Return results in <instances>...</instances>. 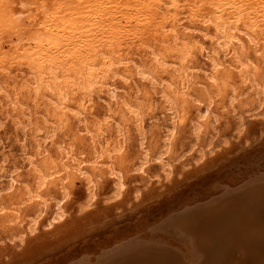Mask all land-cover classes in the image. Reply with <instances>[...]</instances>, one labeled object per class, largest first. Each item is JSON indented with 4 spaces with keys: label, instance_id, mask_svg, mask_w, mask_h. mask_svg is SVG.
<instances>
[{
    "label": "rangeland",
    "instance_id": "1",
    "mask_svg": "<svg viewBox=\"0 0 264 264\" xmlns=\"http://www.w3.org/2000/svg\"><path fill=\"white\" fill-rule=\"evenodd\" d=\"M212 1L214 5L220 6L221 2L231 0H217L218 3L214 0H0V162L5 160L4 164L7 165L4 176L0 175V264H172L173 262L175 264L209 262V264H264V185H262L264 184V102L261 107L254 102L244 105V98L250 97L254 89L250 87L245 91L241 90V85L244 84L238 83L235 70L226 67L228 58L224 63L223 71L228 70L227 72L231 73V83L239 90V102L235 108L232 109L226 103V91L221 94L222 96H215L209 107V115L205 116L208 124L199 135L198 146L192 149L195 138L191 124L195 112L196 109L199 114L204 112L206 98L211 92V86L196 71L189 83V91L199 102L186 99L178 103V107L183 109L184 116L170 142L169 151L162 156L163 160L170 164V173L165 174L157 156L159 150L163 149V134L168 122L167 120L165 122V114H162L166 113L163 103L156 95L154 97L157 99L156 108L145 115L142 128L139 131L132 128L125 134V147L122 151L124 162L118 165L123 173L124 185L121 187L122 192H118L117 195L115 184L112 177L106 173L105 166L96 165L92 161L90 163L91 147L94 139L95 141L99 139L97 130L96 133L93 132L95 137L91 139L84 131L77 130L76 124L70 123L65 128L66 132L62 130L55 139L48 141L47 151L42 156H36L34 152L32 153L30 141L26 140L24 147L21 146V142L16 141L14 133L10 131L9 121L2 117L5 97L15 92L26 97V91L29 90L28 79L35 71L37 72L36 63L32 62L33 67L30 70L28 64L30 59L21 58V55L27 50L26 48H30L31 51L35 48L31 39L40 38L39 24L58 23L61 28L65 27L64 29L71 31L73 35H80L83 32L87 34L89 32V35L95 33L99 43H102L105 37L115 35L117 41L114 43V48H116L111 47L114 51L125 59L143 63L151 68L154 75L161 74L176 83L175 74L170 70L155 69L150 61V52L154 50L170 61L175 51L180 50L185 42L197 39L205 49H208L210 39L206 37L203 41L199 36L200 32L193 30L195 28L193 25L185 24L188 26L187 29L174 27L179 40L177 39L173 44L172 41L162 37L167 32L162 33L160 30L163 29L159 30L158 27L164 19L168 21L167 26H170L169 21L172 22L173 17H176L181 24L186 23L190 18V8L194 5L203 9L204 15L205 12L211 15L210 13L217 10L208 3ZM157 2L160 9L156 6ZM247 3L261 6L264 0H248ZM227 7L228 4L223 6V8ZM4 9L10 14L7 15L6 20V17L4 18L6 15L1 14L5 13ZM20 10L23 12L20 13ZM14 13L22 16L16 15L17 18ZM9 18L11 25H7L9 22L5 24ZM261 28L262 31L259 30L261 33L258 31L260 34L258 41L261 39L257 46L259 51L254 53L246 42L243 48L245 55L257 65L259 74L264 72V26ZM101 39L102 41H99ZM27 42L30 43L28 46ZM14 47L23 49L19 48L15 51ZM62 48L69 49L66 46ZM99 48V52L108 51L104 47V49ZM99 52L85 50L82 62L98 60L101 56ZM55 54L62 55L59 52ZM66 56L70 57L71 54L63 57ZM60 57L51 61L48 71L44 67L46 64L42 66V70L45 73L55 71L60 75L57 81L62 84L66 74L65 78L69 76L73 78L83 65L79 63L77 57H73L69 63H62L65 59ZM59 59L62 61L60 62ZM202 60L203 57H200L195 65L191 63V66L199 68L203 65ZM191 61H194V57ZM66 68L72 70L68 73ZM73 70L74 72L76 70V74L72 72ZM124 74L126 77L124 80L119 81L116 78L117 81L114 82L117 94L134 96L138 88L145 93L146 99L153 97L149 94L151 93L149 85L141 82L129 66ZM226 88L228 87L225 86L224 89ZM73 98L76 102L79 101L77 94ZM107 103H110L111 112L117 119L118 113L113 100L105 93H101L100 98H94L90 106L95 119L103 116ZM43 107L44 105H41L39 108ZM91 122L89 125L93 127L91 124L94 122ZM113 131L110 127L106 131L107 135L114 137ZM137 132H140L143 142L142 140L138 142L140 137ZM60 145H68L65 157H62ZM142 148L143 151L148 152L143 173L132 171L131 168L138 165ZM67 150L69 154L74 153L73 155L77 157L82 155L85 163L81 166L86 167L85 174L90 173L95 178V197L89 202L90 204L85 203L84 173L81 179L80 173L68 162ZM25 153L28 155H23ZM60 155H62L61 161ZM40 160H44L47 166H55L56 169L51 170L50 176L41 179V181L45 180L43 186L35 188L38 183L34 178L36 173L33 167L35 165L38 167ZM8 174L13 175L14 181L11 187L8 186L7 180L11 179V175ZM61 183L65 185L64 194L60 193ZM27 190H30L29 197L26 196L27 194L24 195ZM35 193H39L40 197L33 198L32 195ZM228 195H231V200ZM37 200L44 202L37 205ZM58 204L62 208V215L53 218ZM217 206L223 207L217 209ZM39 208L43 210L41 215L37 217L32 228H27V222L32 217L30 215L34 216ZM191 214L195 218L190 217ZM194 225L198 228H193ZM182 228L187 231L184 232ZM202 233L203 235L200 236ZM105 251L108 253L106 254ZM167 251L171 253L170 256ZM164 255L173 262L169 263Z\"/></svg>",
    "mask_w": 264,
    "mask_h": 264
},
{
    "label": "bare ground",
    "instance_id": "2",
    "mask_svg": "<svg viewBox=\"0 0 264 264\" xmlns=\"http://www.w3.org/2000/svg\"><path fill=\"white\" fill-rule=\"evenodd\" d=\"M32 1H34V0H32ZM214 1H215V3H218V2H216L217 0H214ZM221 1H224V0H221ZM247 1L248 0H231L228 2H224V3L221 2L220 6H218L217 4L214 5L213 1L208 2L209 4L211 3L212 6H214L215 10L217 9L216 11L210 13L211 15H209V14L207 15L206 12L204 15L203 9L199 8V6L197 7L196 5H194L190 8V18L186 20V23L185 22L182 24L179 23V20L176 19V17L172 18V22L169 21V23H171V24H169L170 26H167L166 23L168 21L166 19H164L161 23L158 22V23H160V25H159L160 27H158L159 30L161 28V29H163V30H160L162 33L167 32V33H165L166 35H164L162 37H165V39L167 38L168 40L172 41L173 44H175L176 40L178 39L177 31L174 30V27H176V28L180 27L182 30L187 29L188 26H185V24L193 25L195 27V28H193V30L200 32L199 36L202 40L205 39L206 37L210 39V46L208 49H205L203 44L200 42V40H197V39H193V40L191 39V41L185 42L183 44V46L180 48V50L175 51V55L173 56L172 60H170V61L167 60L166 58L162 57L158 52H155L154 50L153 51L150 50L151 52L149 55H151V57H150L151 64L154 65L155 69H159L162 71L167 69V70H170L172 72V74L174 73L176 83H174L173 80H171V79L164 78L161 74L154 75L151 68L146 67L143 63L135 62L133 59H131V60L125 59L122 55H120L116 51H114V49L116 48V47L114 48V43L117 41V37L115 35H109V36L105 37V39H104V37H102L104 40L102 43H99L98 39H96L97 35H94L95 33L89 35V32H88V34L86 32H83L80 35L79 34L73 35L71 31L65 30L64 29L65 27L61 28L58 23H56V24H52V23L51 24H39L40 25L39 28L41 30V32L39 34L40 38H38V39L33 38L34 40L31 39L32 41H34L32 43V45L35 48L33 47L34 49L32 51L29 50L30 48H26L27 50L25 52H22L24 54H22V55L20 54L21 58H25L26 60L28 58L30 59V62L28 63L30 65V68H29L30 70L32 69L31 67H33L31 65L32 62L36 63L35 68H37L36 69L37 72L35 71V73H33L31 75V77L28 79L29 90L26 91L27 93L25 92L26 97H24L23 95H20L18 92L10 93L9 95H7L5 97L6 100H5V105H3L4 107L2 109V114H3L2 117L6 118L9 121L10 131H12L14 133L15 139H17L16 141L21 142V146L24 147L26 140L30 141V143L32 144V153L34 152V155H36V156H39V155L42 156L45 153V151H47L48 141H52L53 139H55V137H57V135L62 130H65V128L70 123L76 124L77 130L84 131L86 134H88V137L91 139H93L95 137L93 132L95 131V133H96V130H97V133L99 135L98 136L99 139H98V141H95V139H94V143L91 147L92 155L90 158L91 159L90 163L94 162V163H96V165H100V166L104 165L105 166L104 168L106 169V173L112 177V180L115 184L114 189H115V193L117 195L118 192L121 191V187L124 185L123 173L121 172L122 170L120 171L118 165H120L119 163L124 162V160L122 159V151L125 147V137H126L125 134L127 133L128 130H130L132 128H135L137 131H139V129L142 128L141 125H142V122H143L145 115L148 114L149 111H152L153 109L156 108V100L157 99H155L154 97L156 95H158V99H159V101H161L163 103V108L166 111V113H162V114H165V118H166L165 122L167 120L168 123L166 124L167 126H165V130H164V134H163V142L161 141L163 143V145H162L163 149L159 150L157 158L159 160V163H161V168H162L163 172H165V174H169L170 173V166H169L170 164L168 163V161H166V160L164 161L162 156L169 151L170 142L173 139V137L175 136V134L177 133L178 127H179V125H181V120L183 119V116H184L183 109L178 107L179 101L187 99L190 101L199 102V100L196 97H193V95H191V93L189 91V87H190L189 83H190L191 79L194 77V74L196 73V71L199 72L206 79L207 83L211 86V92H209V95L206 98L204 112H202V114H199V111L196 109V112L194 115V121L191 124L193 137L195 138V142L192 144V147H191L192 149H194V147L198 146L199 135L203 132V129L205 128L206 124H208V119L205 118V116H207V114L209 115V107L213 101V98L215 96H220L221 94L224 93V91H226V93H227L226 94V96H227V100H226L227 102L226 103H228V106H231V108L233 109V108H235V106L239 102L238 101L239 100L238 99V97H239L238 91L239 90L231 83V80H230L231 73L227 72L228 70L223 71L224 63L227 61V58H228V62H227L228 66H226V67L234 69L236 72V76L238 77V79H237L238 83L244 84V85H241V90L245 91L247 88H250V87H253V89H254L253 93L251 94L250 97L244 96L245 97L244 98V105H250L254 102V103L258 104V107H261L262 103L264 102V72L259 74V71L257 70V65L255 63H253L254 61H252L248 56L245 55L244 50H243L244 43L246 42L247 45L249 46L250 50L252 49V51L254 53L259 51L257 49L258 48L257 46H258V43L261 39L258 41V39H259L258 36L260 35L258 33V31L260 29L262 31L261 27L264 26V24L261 25V23H264L263 22L264 16H262V15H264V4L261 6H254L252 3L248 4ZM159 2H157V5H156L158 9H160L159 8ZM226 4H228L229 7L223 8V6ZM2 7H4V5ZM205 7H206V5H205ZM12 9H14V8H12ZM9 10H10V8H9ZM20 11H21L20 13L23 12L22 10H20ZM10 12H11V10H10ZM6 13H7L6 10H5V13L4 12L1 13L3 16H4V14L6 15V16H4V18L6 17L5 20L8 19L7 15L9 14V13H7V14ZM259 13H261V15H259ZM14 15L16 16L19 14L14 13ZM20 15L22 16V14H20ZM3 16H1V17L3 18ZM15 16L14 17L11 16V18H15ZM201 16H204V17L200 19L199 17H201ZM258 16H261V17H258ZM16 17L18 18V16H16ZM2 18H1V20H3ZM11 18H9V20L5 21V24H6V22L11 21ZM244 19H246V20L244 21ZM15 20H17V19H15ZM7 25H11L10 22ZM99 41H102V39ZM164 41H167V40H164ZM29 42H30V40H29ZM28 44H30V43L27 42V46H28ZM65 46L69 47V49L67 50L65 48L66 50H64L62 47H65ZM97 47L98 48L104 47L105 50H108V51H106L105 53H102V51L99 52ZM111 47H113L114 49ZM19 48L23 49L22 47H14V50L17 51V49H19ZM102 48H99V49H102ZM72 49H73V51H71ZM85 50L93 52V53L99 52L100 53L99 56L100 55L101 56L96 61L92 60V61H83L82 62V60H83L82 55L85 52ZM117 51H118V49H117ZM56 52H59L62 55H57V56H56V54L54 55V53H56ZM67 54L68 55L71 54V56L70 57H67V56L63 57ZM79 55L81 57H79ZM58 56H61L60 57L61 59L62 58L65 59L63 61L61 60L62 63H65V62L69 63L72 61L73 57H75V58L77 57V60L79 61V63H81L83 65L82 67H80L83 70L81 69L79 72H77V75H74L73 78L71 76H69L70 78L69 77L65 78V77H67L66 76L67 74L64 76V74L61 73L64 76L65 80L62 84H59V82L57 81L58 77L60 76L59 74L57 75V73H55V71H53V70L51 72L49 71L46 73H45V71L42 70L43 69L42 66L44 64H46V66H44V67L48 71L49 67H51L50 64H52L51 61ZM193 57H194V61H191V60H193ZM200 57L201 58L203 57V60H202L203 65L200 66L199 68L191 66V63H193L195 65V62H197ZM59 61H60V59H59ZM53 62L55 63L56 61H53ZM57 64H59V62ZM81 64H80V66H81ZM62 65H66V64H62ZM204 65L206 66V68H204ZM128 66L132 69L135 76L138 77L141 82H146L145 84L149 85V88H151V93H149V94L153 96L151 99H149V100L146 99L145 93H143L137 87H136L137 89L135 90L134 96H128L127 94L119 95L116 93V90H115L116 87L114 85V82L117 81L116 78L119 81L124 80V78H126L124 76L125 75L124 71L127 69ZM67 68H70V67H67ZM71 68H73V67H71ZM78 69H79V67H78ZM30 70H29V72H31ZM62 70H60V71H62ZM69 70H72V69H67V72ZM72 72H74V70ZM72 72H71V74H72ZM219 73H223V74L219 76L218 75ZM74 74H76V70H75ZM225 86L228 88L224 89ZM101 93H103V94L105 93L109 98H111L113 100V103L115 105V109L117 110V113H118L117 119L115 116H113V113L111 112L112 108H111L110 103H107L106 112L103 114V116L101 118L95 119L93 117V114L91 113V110H90V106L93 103L94 98H100ZM76 94L79 96L78 102H76V100L73 98L74 95L76 97ZM29 97H31V98H29ZM223 100H225V99H223ZM41 105H44V107L40 109L39 107ZM157 105H158V103H157ZM242 109H240V112H242ZM107 112H109V113H107ZM258 112H256V113H258ZM185 113H187V112H185ZM91 120H92V122H91ZM90 122L91 123L94 122L93 124H91V125H93V127H91L89 125ZM110 127L114 130L113 131L114 137L107 135L106 131L109 130ZM64 132H66V130ZM226 134L227 133H225V135ZM143 136L145 138V135H143ZM139 137L138 138L140 140H138V142L139 141L141 142V140L143 142V137L141 136V134H139ZM142 144L143 143H140V145H142ZM68 145L70 146V144H68ZM68 145H64V146L60 145L62 148L61 154H63V156L60 155L59 159L62 157H65L64 155L67 154L65 150H66ZM138 148H139V146H138ZM26 149H27V147H26ZM143 149L144 148H142V151H143ZM18 150H19V148H18ZM24 151H26V150L24 149ZM26 154L28 155V153H25L23 155H26ZM73 154H71V153L69 154V151H68V155L66 157L69 156L68 162L72 166L75 167V169L78 173H80L81 176L79 175V177H81V179H83L82 174L84 173L83 176H84V180L86 181V182L84 181L85 182L84 183L85 190H86L85 203L87 204L90 201H92L93 197H95L96 181H95V178H93L94 176L92 177L90 175V173L85 174V173H87V171L85 170L86 167L81 166L82 164L85 163V162H83V160H84L83 156L81 155V157L80 156L77 157ZM21 156H22V154H21ZM37 159L39 160V158H37ZM147 159H148V152H147V150H144L141 153L140 160L138 159L139 160L138 165L134 166V168H131L132 171H141L143 173V168H144L145 164L147 163ZM44 160H40L41 162H40V164L38 163V167L36 165L33 167V169L36 173V177H34V178L37 180V183H38V186L35 188H38L39 186H43L42 184L45 180L41 181V179L44 177H47L48 175L50 176L51 170L53 171L54 169H56L55 166H53V165L47 166L46 162ZM4 161L5 160H1V162H0V175H2V176H4V173H6L5 171H7L6 170L7 165L4 164ZM60 161H61V159H60ZM50 163H48V164H50ZM9 166H11V165H9ZM65 166L66 165H64V167ZM64 169H66V168H64ZM87 169H88V167H87ZM57 171H60V170H57ZM77 172H75V173H77ZM78 173L76 174V176H78ZM11 174H8V175H11ZM12 177H13V175H11V179L8 178L9 180H7V181H9L8 186H10V187L13 186L14 180L12 179ZM36 180H35V182H36ZM262 185H264V184L262 183ZM64 186L65 185L64 184L62 185V183H61V186H60V188L62 189L61 190L62 192H60L61 194H64V192H65ZM24 195L29 197L30 196V190H27L26 193H24ZM231 195H232V193H231ZM231 195H228V196H230V200L232 198ZM26 196H25V198H26ZM32 196H33V198L40 197L39 193H35ZM232 196H235V195H232ZM253 197H254V195H253ZM61 199H62V197H61ZM259 201H261V200L259 199ZM42 202H44V201L41 200V201H38L36 203H37V205H39ZM229 206H230V204L228 205V207ZM219 207L221 208L223 206H217V209ZM259 207H260V205H259ZM61 209L62 208L60 207L59 204L56 205V209L54 210V215L52 217L54 218L56 215H62ZM214 209H216V207ZM211 210H212V208H211ZM42 211H43L42 208H39L34 213V216L30 215L32 217L27 222V228L30 229V228H32V226H34V224L37 221L36 220L37 217L39 215H41ZM201 212H203V211H201ZM250 212H252V211H250ZM250 212H248V213H250ZM197 213H199V212H197ZM191 215H190V217H193V215L192 216ZM204 217H202V218H204ZM193 218H195V217H193ZM189 219L191 220V218H189ZM21 220L24 221L23 219H21ZM190 220L189 221L187 220V222H190ZM196 220H200V219H196ZM244 220H245V218H244ZM249 220H250V218H249ZM163 222H165V221H163ZM168 222H169V220H168ZM192 222H191V224H193ZM196 224H198V223H196ZM200 224H202V223H200ZM174 225L175 224H173V226ZM194 226L195 227H193V228H196V229L198 228V227H196V225H194ZM169 227H170V225H169ZM181 227H179L180 230H181ZM200 227H202V226L200 225ZM158 228H159V226H158ZM160 228H161V225H160ZM184 228L187 229L186 227H184ZM202 228H204V227H202ZM202 228H201V231H202ZM182 230L184 232L187 231V230H184L183 228H182ZM201 231H197V232L200 233ZM188 233L190 234V232H188ZM203 233H204V230H203ZM203 233L200 234V236H202ZM225 235H227V234H225ZM179 237H181V236H179ZM200 238H202V237H200ZM157 239H159V237ZM153 241H155V239ZM202 241H204V240H202ZM135 242H137V241H135ZM166 242H169V241H166ZM210 242L211 241H209V243ZM202 243H204V242H202ZM215 243H217V242H215ZM127 244H128V242H127ZM131 244L132 243H130V245ZM165 244H167V243H165ZM110 251H112V248L110 249ZM179 251L181 252V250H179ZM203 252H204V250H203ZM107 253H108V251L106 252V254ZM142 253H144V251ZM169 253L170 252H168V254ZM164 254H166V253L164 252ZM170 254H169V256H170ZM155 255H157V254L155 253ZM112 256L113 255H111V257ZM209 256H210V254H209ZM127 257H130V256L127 255ZM139 257L141 258V255ZM139 257L137 259H139ZM164 257H165V255H164ZM171 257H172V255H171ZM172 258L174 259V256ZM172 258H171V260H172ZM203 258H204L203 260H205V257H203ZM211 258H212V256H211ZM213 258H214V256H213ZM123 259H128V258H123ZM165 259H167V257H165ZM178 259H179V257H178ZM208 259H210V258H208ZM213 260H215V259H213ZM159 261L162 262V260H159ZM208 261H210V260H208ZM172 262L169 261V263H172ZM179 262H181L180 259H179ZM205 262H206V260H205ZM87 263H88V261H87ZM209 263H207V264H209ZM211 263H213V261ZM181 264H184V263H181Z\"/></svg>",
    "mask_w": 264,
    "mask_h": 264
}]
</instances>
